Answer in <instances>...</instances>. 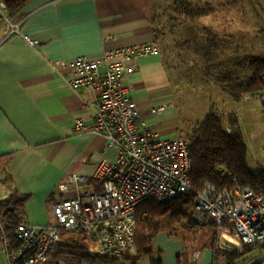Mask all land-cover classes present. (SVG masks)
I'll return each instance as SVG.
<instances>
[{"label":"crops","instance_id":"0c3cea01","mask_svg":"<svg viewBox=\"0 0 264 264\" xmlns=\"http://www.w3.org/2000/svg\"><path fill=\"white\" fill-rule=\"evenodd\" d=\"M198 1L207 12L196 19L183 13L180 17L176 11L191 0H29L15 14L8 10L13 21H22L21 33L38 41L32 46L22 35L8 36L7 26L0 21V184L7 187L0 188V201L15 190L27 196L24 223L45 226L52 222L51 205L75 195L73 190L61 193L58 187L69 184L72 188V174L94 184L99 163L117 156L106 137L93 132L96 93L73 88L63 64L78 57L100 58L128 46L158 44L162 37L157 31L178 23L186 34L193 29L187 25H198L202 62L209 46L218 60L231 66L247 57L264 58V0ZM245 15L246 33L229 32L240 30L238 17L244 20ZM211 17L217 20L214 27L203 23V18ZM209 34L215 36V43ZM186 47L191 43L186 42ZM132 67L124 86L137 102L142 119L158 139L183 137L189 132L185 126L190 119L183 120L179 111L178 91L163 50L135 60ZM228 97L231 107L240 103ZM78 120L84 123L81 129ZM213 242L202 250L188 247L180 236L161 233L153 246L162 264H213L220 250ZM196 251L201 252L197 260ZM134 257L137 252L132 249L119 264H151L150 258L135 261ZM0 261L7 263L1 235Z\"/></svg>","mask_w":264,"mask_h":264},{"label":"built area","instance_id":"2783aa9c","mask_svg":"<svg viewBox=\"0 0 264 264\" xmlns=\"http://www.w3.org/2000/svg\"><path fill=\"white\" fill-rule=\"evenodd\" d=\"M0 21L7 26L8 36L22 35L32 46L38 45V41L21 33L22 21H13L3 2ZM159 52L154 41L112 50L100 58L78 57L63 64L73 88L96 93L93 132L105 136L117 156L99 163L94 184L83 175H70L72 188L61 184L58 190L64 194L73 190L75 195L51 205L52 222L47 225L21 224L17 231L21 248L14 250L5 243L6 264L46 262L67 230H83L92 252L122 261L135 248L137 210L148 201L170 199L192 190L189 139H158L124 86L135 60ZM263 97L246 95L245 101ZM77 127H84L82 120H78ZM231 179L236 182L235 177ZM195 205L196 221L203 223L208 217L227 242L259 249L264 255V194L239 185L218 188L206 183ZM200 255L196 251L195 259Z\"/></svg>","mask_w":264,"mask_h":264},{"label":"trees","instance_id":"16d2710c","mask_svg":"<svg viewBox=\"0 0 264 264\" xmlns=\"http://www.w3.org/2000/svg\"><path fill=\"white\" fill-rule=\"evenodd\" d=\"M29 0H0L8 10L15 14ZM176 11L191 19L206 15V8L198 4H180ZM176 12V13H177ZM175 14V16H177ZM175 17L173 20H178ZM158 35L161 30L157 31ZM198 37V34H197ZM196 38V37H195ZM212 43L215 36L209 34ZM197 42L199 39H197ZM204 50L196 44V52ZM203 68L205 76L226 92L235 102H241L246 95L262 94L264 91V58L247 57L237 60L231 66L229 62L218 60L211 47L205 48ZM214 50V48H213ZM244 70H249L246 74ZM231 130V132L229 130ZM184 138L189 139L192 162V190L177 197L165 200H151L143 204L136 214L137 257L133 260L150 258L151 264H162L156 259L159 254L153 242L161 233L180 236L195 232L206 226H214L210 218L205 217V224L195 219L197 195L206 183L218 188L242 186L251 188L258 194H264V170L254 173L247 162V146L240 129V121L235 114L221 116L213 108L204 120L198 122ZM236 178V182L231 179ZM27 196L18 191L11 192L0 201V235L4 242L14 250L21 248L18 238V227L24 223V204ZM216 227V226H215ZM225 229L226 226H223ZM220 230V228H218ZM217 227L215 228V231ZM232 231V230H229ZM220 250H217L218 256ZM259 249L242 245L240 252H227L226 257H238L239 260L249 255H260ZM233 263L229 264H235ZM40 264H119V260L108 255L92 252L83 230L63 231L60 239L50 252L46 262Z\"/></svg>","mask_w":264,"mask_h":264},{"label":"rangeland","instance_id":"374dc122","mask_svg":"<svg viewBox=\"0 0 264 264\" xmlns=\"http://www.w3.org/2000/svg\"><path fill=\"white\" fill-rule=\"evenodd\" d=\"M196 4L198 0H191ZM220 19V17H218ZM237 27L239 31L232 30L229 32L236 33L240 36L245 27V19L238 17ZM203 18V23L208 22L214 27L216 19ZM178 23L175 27L168 25L161 31L162 39L158 41L160 51L163 50L166 65L169 69L172 81L178 91L180 107L179 111L182 114L183 120H189V126H185L190 133L195 125L204 120L208 113L214 108L221 116L230 114L237 115L240 121V129L244 136L247 146V162L250 169L254 173H259L264 170V98L260 100L253 99L251 101H242L233 107L227 101L228 95L213 82V78L205 76L202 71L203 64L200 60L199 53L196 52V38L199 39V30L197 24L187 25L193 28L184 33L183 26ZM182 28H181V27ZM178 27V28H176ZM175 28V29H174ZM219 31L215 30V33ZM198 34V37H197ZM204 34V33H202ZM196 37V38H195ZM186 42L191 43V47H186ZM185 124V123H184ZM229 130V129H228ZM231 132V130H229ZM185 133L183 137L187 136ZM0 188L5 189L0 184ZM211 220V219H210ZM213 222V220H211ZM206 220L203 223L205 224ZM207 223V222H206ZM214 226H206L195 232L180 235L186 241L188 247L194 246L200 249L209 247L213 241L217 242V247L220 249L218 256H215L213 264H229L232 261L235 264H247L256 255H249L247 258L239 260L238 257H226L227 252H240L242 246H237V249L230 246L222 233L218 229V225L213 222ZM217 230L215 231V228ZM136 250V248H134ZM133 249V250H134ZM0 264H3L0 261Z\"/></svg>","mask_w":264,"mask_h":264},{"label":"water","instance_id":"95a60500","mask_svg":"<svg viewBox=\"0 0 264 264\" xmlns=\"http://www.w3.org/2000/svg\"><path fill=\"white\" fill-rule=\"evenodd\" d=\"M230 246L237 249V245L234 243L227 242ZM254 249V248H252ZM247 264H264V255L253 257Z\"/></svg>","mask_w":264,"mask_h":264}]
</instances>
